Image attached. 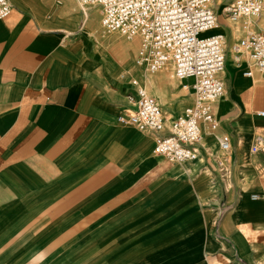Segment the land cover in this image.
<instances>
[{
	"label": "crops",
	"instance_id": "crops-1",
	"mask_svg": "<svg viewBox=\"0 0 264 264\" xmlns=\"http://www.w3.org/2000/svg\"><path fill=\"white\" fill-rule=\"evenodd\" d=\"M10 3L11 15L0 19V202L31 194L27 190L33 183L48 179L56 155L76 151L91 137L95 141L99 132L102 141L91 142L81 154L105 158L111 165L70 195L69 205L80 210L135 191L148 196L151 188L162 186L175 198L159 215L148 264H264V153L250 152L254 134L264 133V77L256 71L245 77V59L235 68L236 56L225 57L224 92L213 109L217 129L209 132L203 125L196 160L169 167L153 153L154 134L152 153L146 154L150 138L121 127L114 116L129 79L115 87V62L98 44L89 16L97 15L102 29L95 6L82 10L76 0ZM263 17L258 27H264ZM134 67L137 78L147 79L141 67ZM189 79H177L189 98L186 105L170 83L152 80L170 119L191 103V90L183 87L192 83ZM177 101L184 106L173 111ZM222 135L230 139L228 172L221 168ZM131 137V152L108 158L111 150L121 148L112 143L123 147ZM134 152L138 158L130 168L114 164L129 160ZM58 158L70 160L67 154ZM66 210L70 213L64 217L77 211ZM110 233L105 230L104 238Z\"/></svg>",
	"mask_w": 264,
	"mask_h": 264
},
{
	"label": "rangeland",
	"instance_id": "rangeland-1",
	"mask_svg": "<svg viewBox=\"0 0 264 264\" xmlns=\"http://www.w3.org/2000/svg\"><path fill=\"white\" fill-rule=\"evenodd\" d=\"M215 2H219L220 7L222 3H227V0H215ZM94 11H98L96 6ZM89 16H92L97 28L98 44L106 48L107 55L110 54L115 62V87L123 86L125 81L131 77H138L139 73L134 67L136 66L137 40L127 39L116 32H104L99 26L97 15ZM262 16L264 12L256 22ZM94 23L92 22L91 29L94 28ZM218 23L221 25L216 30L226 33V59L231 55L236 56L232 46L240 35L238 27L233 25L219 8ZM232 62L236 68L234 58ZM127 63L130 65L128 69H126ZM142 74L147 79L139 78L160 104L166 119H170L172 114L164 108V101L158 97L152 80H164L170 83L174 89H178V95L185 99L184 105L189 103V98L172 75L170 67L163 68L149 76L145 75L142 70ZM189 80L192 81V79ZM221 97L222 95L219 99ZM119 100L122 104L118 105L114 116L128 109L124 96H119ZM178 102L173 106V111L184 106L179 105ZM121 127L135 131L136 135L144 132L150 138V147L145 152L146 154L147 152L152 153L153 133L151 130L132 125ZM98 135L100 137L99 132ZM99 137L95 141H93L94 137H91L88 139L89 142H82L76 151L73 150L71 153L65 151L56 155L52 160V167H49L48 179L42 183L39 181L33 183L32 188L27 190V192L31 190V194L3 198L4 200L0 202V264H148L147 261L154 247V235L158 230L159 215L175 198L174 195H167L162 186L151 188L148 196L136 195L137 191H135L113 201H102L100 204L80 210L78 206L69 205L70 195L79 189H85L88 183H91L106 167L111 165L106 162L105 158L90 159L81 154L87 151L91 142L100 143L102 140L100 141ZM132 139L131 137L130 142L123 144V147L112 143V147H121L122 150L121 148L111 150L108 158L119 159L124 156L125 151L131 152L133 150ZM66 154L70 160L59 161L58 157ZM137 155L134 152L129 160L115 161L114 164L122 169H128L137 160ZM219 155L223 161L221 168L228 172L229 159L225 157L228 151H221ZM159 158L169 167L173 165L164 157ZM226 159L227 162L224 161ZM174 165H179V163H174ZM67 169L70 171L65 172ZM56 171L60 174L56 175ZM64 210L77 211L74 212L75 214L72 213L73 216L64 217L62 215L70 213L66 211L64 213ZM105 230L112 232L107 238L103 236ZM88 241H92V246H89Z\"/></svg>",
	"mask_w": 264,
	"mask_h": 264
},
{
	"label": "built area",
	"instance_id": "built-area-1",
	"mask_svg": "<svg viewBox=\"0 0 264 264\" xmlns=\"http://www.w3.org/2000/svg\"><path fill=\"white\" fill-rule=\"evenodd\" d=\"M76 1L82 10L98 8L104 32L137 39L135 64L145 75L170 67L176 79L193 80L183 84L191 90V103L167 122L156 98L141 79L132 77L125 94L128 109L117 116L122 125L151 130L153 153L171 163L194 160L203 125L209 132L218 127L213 105L224 92L226 57V33L215 30L218 8L240 32L232 48L237 63L245 59L242 74L251 77L256 71L264 77V27L256 25L264 12V0H227L221 8L215 0ZM11 12L10 0H0V19ZM218 144L222 151H229L228 135L219 137ZM250 152L264 153L263 132L254 134Z\"/></svg>",
	"mask_w": 264,
	"mask_h": 264
},
{
	"label": "bare ground",
	"instance_id": "bare-ground-1",
	"mask_svg": "<svg viewBox=\"0 0 264 264\" xmlns=\"http://www.w3.org/2000/svg\"><path fill=\"white\" fill-rule=\"evenodd\" d=\"M216 3V2H215ZM216 4H219V2L218 3H216ZM262 23H264V17H263V19H262ZM219 24V23H218ZM218 24H217V26L215 27V29L216 28H218ZM260 24H261V22H260ZM138 66V65H137ZM139 67V66H138ZM217 101V100H216ZM197 154H198V149H197ZM196 158H197V155H196ZM196 158L194 159V161L196 160ZM189 161H191V162H193V160H189ZM188 161V162H189ZM185 162H187V161H185ZM182 163V162H181Z\"/></svg>",
	"mask_w": 264,
	"mask_h": 264
}]
</instances>
